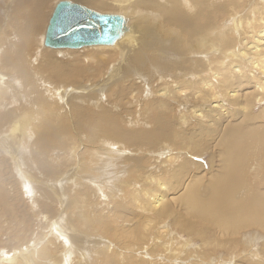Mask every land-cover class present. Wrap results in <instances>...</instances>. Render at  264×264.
Here are the masks:
<instances>
[{
    "label": "bare ground",
    "instance_id": "1",
    "mask_svg": "<svg viewBox=\"0 0 264 264\" xmlns=\"http://www.w3.org/2000/svg\"><path fill=\"white\" fill-rule=\"evenodd\" d=\"M48 1L0 0V242L20 243L17 254L0 252V264H100L102 255L108 264H158L163 247L170 251L166 264H264V108L253 115L264 102V0H243L258 5L255 11L235 0H82L114 7L126 20L111 46L79 49L89 61L114 51L108 56L116 55L114 70L99 81L89 71L100 74L103 61L86 67V58L69 54L78 49L45 48ZM53 2L51 15L70 1ZM107 80L119 81L120 94L133 96L137 83L143 88L139 122L129 115L124 123L104 105L95 110ZM26 87L29 95L36 90L31 101L22 100ZM149 87L157 96L146 100ZM197 139H205L204 150L196 151ZM203 154L207 173L188 159ZM139 155L158 161L168 182L152 168L145 182ZM86 192L106 214L92 210ZM14 193L22 203L23 195L34 200L25 221L13 207ZM110 204L140 216L143 236L109 235ZM152 217L166 224L152 230ZM194 241L200 245L193 249ZM138 251L149 258L136 262Z\"/></svg>",
    "mask_w": 264,
    "mask_h": 264
},
{
    "label": "rangeland",
    "instance_id": "2",
    "mask_svg": "<svg viewBox=\"0 0 264 264\" xmlns=\"http://www.w3.org/2000/svg\"><path fill=\"white\" fill-rule=\"evenodd\" d=\"M53 1H55V0H49L48 1V3L44 6V8H43V11H42V14H43V24H42V28L44 27V29L42 30V32H43V34H44V32H45V28H46V25H47V21H48V19L50 18V15H51V11L53 10ZM58 1H61V0H58ZM68 1H70V2H72V3H76V4H78V5H81V6H84V7H86V8H88V9H90V10H93V11H95V12H97V13H100V14H114V15H121V14H118V9H116V8H112L111 9V7L109 6L107 9H105V10H100V9H98L97 7H95L94 6V3H95V1H82V0H68ZM108 3H109V1L110 0H106ZM226 2L228 3V4H230V3H232V0L229 2L228 0H226ZM238 3V4H237ZM259 3H262V2H259ZM233 4H237L238 5V7L239 8H245V9H248V10H251V11H255V7H259L258 5H254V6H251V7H249L250 6V4L249 3H247V2H245V1H243V0H235V2L233 3ZM249 7V8H248ZM253 9V10H252ZM253 17V16H252ZM130 18V17H129ZM109 47V46H108ZM43 48V47H42ZM46 48V47H45ZM94 48V47H93ZM105 48V47H104ZM48 49V48H47ZM89 49H91V48H89ZM112 49V48H111ZM51 50V49H50ZM59 50V49H58ZM60 50H62V49H60ZM83 50H87L88 52H90L88 49H83ZM57 51V50H56ZM74 51V52H73ZM86 51H82V49L81 50H72V51H69V54H71V56L72 57H74V58H76V59H79V60H85V59H83V58H86V60L85 61H83L84 62V64L86 65V67H90L91 65H93L95 62H99V61H103V69H102V71H101V73L100 74H96V73H94V72H92V71H89L90 72V74H92V75H94V81H99V79H101V78H105L104 77V75H106L105 73L107 72V70H109L110 72H111V70H114V68H113V66H114V64L116 63V55L114 56V59L113 60H109V58H108V56L110 55V54H112L113 55V53H114V51H105L106 53V57H102V58H100V59H102V60H91V61H89L90 59H88L87 57H88V54L87 53H85ZM93 52V51H92ZM82 53H84V54H82ZM82 54V55H81ZM53 57H55V58H58V56H53ZM88 59V60H87ZM95 64H100V63H95ZM130 66H131V64H129ZM120 70H124L123 68H121L120 67V69H119V71ZM31 82H33V79L31 80ZM114 82V80H107L106 81V84H107V91L106 92H103L100 96H102V97H100V102H99V104H98V106L95 108V110H97L98 112H101V109H102V106L104 105L105 107H109L111 110L109 111V114L110 115H114V116H116L117 118H119L121 121L122 120H124V123L127 121L126 120V117L128 116V117H130L131 116V120L132 121H134V122H139V120H141L142 119V116H138V108H136L137 107V103L140 101V97L139 96H141L142 95V90H143V88H141V92L139 91L140 90V85L137 83V88H138V90L136 91L137 93H135V94H133V96H130V94H120L119 93V91H118V89H119V87L117 86V84H118V82L119 81H117V83L115 82V84L113 83ZM161 81H160V79L158 78V80H157V82H156V84L159 86V88L161 89V88H164L165 87V85H163L162 83H160ZM147 89V88H146ZM152 88H148L147 89V91L146 92H148V94H150V93H152L153 94V96H151V95H144L145 96V99L146 100H148V99H151V98H154L155 96H157V95H155V93H154V91L153 90H151ZM106 90V89H105ZM145 90V89H144ZM36 90L34 89H32L31 90V95H29V87H26V89H25V91H24V93H23V95H21L22 96V100L23 99H29V101H31V98H35V96L36 95H34V92H35ZM135 95V96H134ZM158 99H159V97H157ZM137 101V102H136ZM26 102H27V100H26ZM69 102L70 103H76L77 105H78V108H79V110L81 111V112H88L89 111V106L86 104V103H83V102H81V101H77V100H74V101H70L69 100ZM263 108H264V102L263 103H259V104H256V106L254 107V110H253V115H256V114H258L259 112H260V110H263ZM64 110V109H63ZM130 115V116H129ZM173 115V113H171L170 114V116H172ZM148 124V123H147ZM149 125V124H148ZM126 129H128V130H130V129H140V127L138 126V127H134V126H130V125H128V126H126L125 127ZM203 138H205V137H203ZM209 143H210V141H208ZM198 147L197 148V152L198 151H200V150H204L205 149V139H197L196 141H195V147ZM90 148V147H89ZM122 149L123 150H125V151H128V149H127V146H123V148H121L120 150L122 151ZM147 154H148V156L150 157V155H149V149L147 148V147H144V148H142ZM124 154H127L126 152L124 153ZM173 156H177L178 154H179V152H172L171 153ZM182 155L184 154L183 152L181 153ZM201 154V153H200ZM205 154H203V155H199L198 157L197 156H191L190 155V157H188V159H190L191 161H193L194 163H196L197 165H200V166H203V172L204 173H207L208 172V168H207V160H208V158L207 157H205L204 156ZM140 157H142V159H141V165H138V168H139V166H142V171H144L143 173H142V176H146L145 174H147L145 171H146V169H148L149 171H152V169H157L158 171L157 172H155V174L157 173V177H159V179H161V181L162 180H164L163 182H168V180H169V174H167V172H165V171H160L159 169H160V166L158 165V161L157 162H154V163H151V160L152 159H148L147 157H143V155L141 156V155H139ZM184 156V155H183ZM197 158V159H196ZM157 160H160V159H157ZM62 163H63V165H62ZM62 163H60L59 165H60V169L62 170V171H64V170H67V163H64V162H62ZM65 165V166H64ZM132 165H134V161H133V164ZM96 165H94V164H92V167H95ZM65 167V168H64ZM143 167H145V169L143 168ZM194 166H191L190 168H189V174L190 175H193V174H196V171H195V168H193ZM135 168H136V165L134 166V170H135ZM152 168V169H151ZM5 171H11L10 169H7V170H5ZM10 173V172H9ZM9 173H6V174H9ZM81 174L82 175H86L87 177H88V175L86 174V173H84L83 171L81 172ZM149 174H151V173H149ZM154 174V173H153ZM153 174H151V175H153ZM261 174L262 175H264V170H262L261 171ZM11 175L13 176V179H14V173L12 174V172H11ZM123 175H124V173H123ZM12 176H11V179H12ZM153 176H155V175H153ZM164 178V179H163ZM16 179H18V178H16ZM167 179V180H166ZM21 180H25V179H21ZM19 182H20V185L19 186H22L21 184H22V182L20 181V180H18ZM144 181L146 182L147 181V177H145L144 178ZM154 186V185H153ZM139 188H140V186H139ZM155 190V189H154ZM105 191V192H104ZM85 192V191H84ZM103 192H104V197L106 196V189L105 190H103ZM92 194V193H91ZM90 193H87L86 192V195L84 196V198H86L87 199V202L88 203H90V205H93L94 207L92 208V210L93 211H96V212H103V214H106V213H104V211L103 210H105V212H106V209H103V206H100V204H99V206H97L96 205V203L97 202H93L92 203V200L93 199H91V197H92V195H91ZM154 195H156V193L154 194ZM24 196V199L26 198V204L25 203H22V202H20V199L17 201V196H16V194L14 193V194H11V196H10V198H12V197H14L15 199H16V203L13 205V207L14 208H17L19 211H20V214H21V218H22V220H24V217L26 216V214H28L27 213V211H28V209L27 208H25L26 207V205H29L30 204V202H34V200H32V199H27V197H25V195H23ZM170 196H171V192H170ZM97 198V197H96ZM27 200H29V203H27ZM113 202H116V201H114V200H112ZM24 202V201H23ZM21 203V204H20ZM94 203H95V205H94ZM118 203H120V202H116V204H118ZM24 204H25V206H24ZM98 204V203H97ZM111 205V207L109 208V209H111V215H109V216H107L108 218H111L112 217V222H109L108 220H105L104 222H105V228H106V231H107V233L109 234V235H111V236H114V237H116V239H120L121 237H128V238H136V237H142L143 236V234H144V228H146V226L144 225V220H142V218L140 217V216H133V215H130V214H128V211H117V209H116V207H115V205L114 204H110ZM96 206H97V208H96ZM105 207V206H104ZM125 208H127L128 210H131L132 208H133V206L132 205H129V204H127L126 205V207ZM3 209H0V211H2ZM55 210H59V209H55ZM60 210H62V209H60ZM59 210V211H60ZM90 209H88L87 211H89ZM62 211H64V210H62ZM62 211H61V213L60 214H63L62 213ZM136 215H137V213H135ZM30 216H31V214H30ZM57 216H59L58 215V213H57ZM27 217V216H26ZM39 218L40 217H37V218H35L36 220H39ZM155 218V217H154ZM153 217L150 219L151 221H153L154 222V225H153V227H152V230L155 228V227H157V226H162V225H164V224H166L165 223V221H163V222H159V223H157V222H155V219H154ZM27 220H28V218H27ZM117 220V221H116ZM142 220V221H141ZM25 221V220H24ZM171 222L169 221V223L168 224H170ZM23 224V223H22ZM29 225V222H25V224H24V228H26L28 225ZM33 226V225H32ZM172 227V226H171ZM34 229V226L33 227H31V229ZM166 229H168L167 227H166ZM173 229V228H172ZM46 231H47V229H45ZM33 231V230H32ZM168 231V230H167ZM176 231H177V236L179 237V236H182L183 237V240H186V235L185 234H183V233H181V232H179L177 229H176ZM40 232H41V230H40ZM43 232H45V231H43ZM169 233H171V234H174L173 232H171L170 230H169ZM28 236V235H27ZM98 236H100V237H103L102 235H98ZM174 237H175V235H173ZM11 238V237H10ZM95 239H96V241L98 240V238L97 237H94ZM105 238V237H104ZM175 238H177V237H175ZM4 239V238H3ZM13 239V238H12ZM25 239H27L26 237H25ZM10 240V239H9ZM159 240V239H158ZM157 240V241H158ZM164 240V238L163 239H161V241H162V243L165 245V246H167V244L166 243H168L167 241H163ZM176 240V239H175ZM28 241V240H27ZM156 241V242H157ZM178 243H180L178 240H176ZM16 241H11V242H8V243H1L0 242V252H3L4 251V249H5V251H4V253H6L7 252V249H8V254H10L11 256H12V254L14 255V253L15 254H17V252H16V250H17V247H18V245L20 246V243H15ZM26 242V241H25ZM193 243V242H192ZM61 244V242L58 244V246ZM162 244V245H163ZM168 244H171V243H168ZM258 244V245H257ZM256 245L257 246H259V244H260V242H258ZM11 245H13V246H15V247H13V246H11ZM172 246H174V244L172 243L171 244ZM193 245V249L194 248H196V247H198L199 245H200V243H198V242H196V244H195V241H194V243L192 244ZM191 245V246H192ZM7 248V249H6ZM149 249H151V250H155V248L154 247H149ZM14 250V251H13ZM61 250L62 251H64V248H61V249H51V252L53 253V252H57V254H59V253H61ZM150 250V251H151ZM168 249H166V248H164L163 247V249H158L157 251H158V253H156V255H158V256H160L161 258H159V260H158V264H166V261L168 262L169 261V258H170V251H167ZM168 252V253H167ZM12 253V254H11ZM165 253V254H164ZM162 254V255H161ZM1 255V254H0ZM143 256V258H141L140 256ZM167 255V256H166ZM224 256H225V253L223 254ZM74 257H80L79 255H75V256H73V258ZM136 258V262H138V263H140V262H145V260H147V258H149V256H145L144 254H143V252L142 251H138V252H136L135 254H134V256H133V258ZM132 258V259H133ZM109 260V259H108ZM222 260H227V259H225V258H223ZM99 262H100V264H108L107 263V261H106V259L103 257V255H102V257L101 258H99V260H98ZM114 264L116 263L114 260L112 261ZM52 263V261H50V264ZM121 264H126L125 262H123V263H121Z\"/></svg>",
    "mask_w": 264,
    "mask_h": 264
},
{
    "label": "water",
    "instance_id": "3",
    "mask_svg": "<svg viewBox=\"0 0 264 264\" xmlns=\"http://www.w3.org/2000/svg\"><path fill=\"white\" fill-rule=\"evenodd\" d=\"M125 23L120 15L100 14L76 3L60 2L50 17L44 46L58 49L111 46L124 33Z\"/></svg>",
    "mask_w": 264,
    "mask_h": 264
}]
</instances>
